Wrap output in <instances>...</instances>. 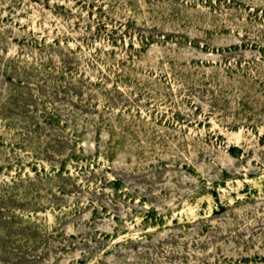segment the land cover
Wrapping results in <instances>:
<instances>
[{
  "label": "rangeland",
  "instance_id": "rangeland-1",
  "mask_svg": "<svg viewBox=\"0 0 264 264\" xmlns=\"http://www.w3.org/2000/svg\"><path fill=\"white\" fill-rule=\"evenodd\" d=\"M0 264H264V0H0Z\"/></svg>",
  "mask_w": 264,
  "mask_h": 264
}]
</instances>
